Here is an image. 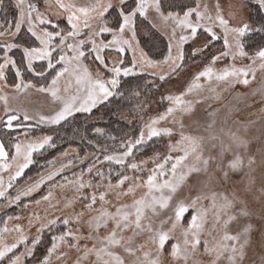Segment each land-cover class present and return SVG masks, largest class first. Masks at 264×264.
<instances>
[{"label": "snow or ice", "instance_id": "obj_1", "mask_svg": "<svg viewBox=\"0 0 264 264\" xmlns=\"http://www.w3.org/2000/svg\"><path fill=\"white\" fill-rule=\"evenodd\" d=\"M0 264H264V0H0Z\"/></svg>", "mask_w": 264, "mask_h": 264}]
</instances>
